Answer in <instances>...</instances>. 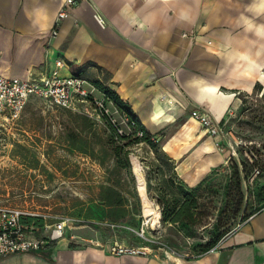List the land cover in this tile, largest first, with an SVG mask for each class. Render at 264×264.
<instances>
[{"label": "crops", "instance_id": "0c3cea01", "mask_svg": "<svg viewBox=\"0 0 264 264\" xmlns=\"http://www.w3.org/2000/svg\"><path fill=\"white\" fill-rule=\"evenodd\" d=\"M65 1L0 0V75L40 78L61 59L69 67L65 75L116 91L152 134L182 124L167 147L178 173H195L200 181L211 165L224 163L223 154L213 155V139L194 132L199 124L189 114L205 107L220 122L240 108L242 97L264 93V0H84L58 21ZM228 139L234 140L226 145ZM80 231L66 230L53 248L0 258V264H264V209L218 249L181 263L149 250L114 256L113 240Z\"/></svg>", "mask_w": 264, "mask_h": 264}, {"label": "rangeland", "instance_id": "374dc122", "mask_svg": "<svg viewBox=\"0 0 264 264\" xmlns=\"http://www.w3.org/2000/svg\"><path fill=\"white\" fill-rule=\"evenodd\" d=\"M94 96L103 97L97 90ZM242 100L229 124L237 138L222 149L212 138L213 155L223 154L224 163L211 165L198 181L195 173L175 171L178 161L167 151L182 124L165 127L151 146L138 140L129 118L112 103L107 117L90 118L33 99L20 120L0 119V206L65 217L72 220L71 234L81 229V235L106 243L118 239L176 263L197 260L200 246L225 233L218 249L245 218L264 209V97L257 90ZM137 168L145 172L148 195ZM184 192L198 200L196 222L164 224V212L174 216Z\"/></svg>", "mask_w": 264, "mask_h": 264}, {"label": "built area", "instance_id": "2783aa9c", "mask_svg": "<svg viewBox=\"0 0 264 264\" xmlns=\"http://www.w3.org/2000/svg\"><path fill=\"white\" fill-rule=\"evenodd\" d=\"M83 1L66 0L59 13L58 21L67 18L70 11ZM97 21L100 25L105 23L100 16H97ZM57 34L58 31L54 30L53 36H57ZM65 69H69V67L63 60L59 59L56 61L52 73L40 78L30 76L27 79H19L0 75V119L7 123L20 120L27 105L33 99L44 101L52 108L84 114L90 118L107 117L109 110L104 96L96 98L94 93L97 89L91 82L82 75L70 74L67 76L63 73ZM231 117L232 114L229 112L219 122L213 113L205 107H194L190 111V119L201 126L205 135L219 139L217 145L221 149L226 145L225 140L227 138H237L234 128L229 125ZM235 143L237 147L241 146L240 141H235ZM29 217L42 218L45 220L44 227L39 228L34 224L25 223L24 220ZM71 223L72 220L65 217H56L52 220L47 215H39L5 205L0 206V258L45 250L67 237L66 230ZM243 223L238 226L237 230L243 227ZM104 225L113 229L119 227L113 223H105ZM73 237V239L78 238ZM90 244L101 246L100 243L93 240L90 241ZM108 251L114 256H141L146 255L148 249L131 247L118 239H114L108 246Z\"/></svg>", "mask_w": 264, "mask_h": 264}, {"label": "trees", "instance_id": "16d2710c", "mask_svg": "<svg viewBox=\"0 0 264 264\" xmlns=\"http://www.w3.org/2000/svg\"><path fill=\"white\" fill-rule=\"evenodd\" d=\"M93 85L95 86L97 91H99L104 96L107 104L112 103L113 106L117 110H119L123 116H126L127 118H129V125L131 127H134L135 129L134 134L139 137L138 138L139 141L149 143V145L151 146H155V143L160 141V134H152L147 129L148 127H146L140 122L139 118L137 117L131 105L128 102L122 100L116 91L105 86L100 81H94ZM263 97H264V93H263ZM79 115H84V114H79ZM176 169L177 168H175V171ZM184 193H185L184 195L186 196V198L180 204L179 209L175 213L174 216H170L168 212L166 211L164 212L163 214L164 224L165 223L177 224L183 221L188 222L189 224H194L196 222L195 220V216L197 215L196 210L199 208L198 200L195 197H191V195L188 192H184ZM188 198H191V200L190 201L187 200ZM247 219L248 218H245L244 221ZM24 222L27 224H34L36 227H39V228H43L45 225V220H43L42 218L36 219V218L29 217V218H26ZM224 235L225 233H220L219 235L214 237L212 242H209L206 245L200 246L198 253L203 256L210 253L212 250H214L218 246L219 243H221L220 241L222 240ZM53 247H54V244L51 245V248Z\"/></svg>", "mask_w": 264, "mask_h": 264}, {"label": "bare ground", "instance_id": "6f19581e", "mask_svg": "<svg viewBox=\"0 0 264 264\" xmlns=\"http://www.w3.org/2000/svg\"><path fill=\"white\" fill-rule=\"evenodd\" d=\"M264 67V66H263ZM262 80H263V82H264V68H262ZM160 113H163V112H160ZM168 115V114H167ZM165 117H167V116H165ZM167 120H170V122L172 123V122H176L175 121V119H174V117H172V114H169L168 115V117H167ZM137 172L138 173H140L141 175H142V179L144 180V181H146L142 186H141V189H142V193H143V195H148V183H147V179H146V175H145V172H144V170L142 169V168H137ZM158 212V211H157ZM155 213V217H156V219H160V214H158V213ZM160 221V220H159ZM158 221V222H159ZM157 222V221H156Z\"/></svg>", "mask_w": 264, "mask_h": 264}]
</instances>
